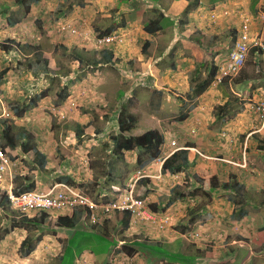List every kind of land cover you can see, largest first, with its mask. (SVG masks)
<instances>
[{
  "label": "rangeland",
  "instance_id": "obj_1",
  "mask_svg": "<svg viewBox=\"0 0 264 264\" xmlns=\"http://www.w3.org/2000/svg\"><path fill=\"white\" fill-rule=\"evenodd\" d=\"M4 14L7 16V12ZM3 18L4 16H0V24ZM25 19L24 23L28 22L30 28L36 30L33 32L35 37L39 35L44 37V28L37 30L34 24L30 25L32 18L25 16ZM56 20L51 18L48 22L53 25ZM45 24L47 25V22ZM66 24L61 22V25ZM0 28H2L1 25ZM76 36L79 37L78 30ZM24 40L26 45L24 46L23 43L19 46L18 52L14 47L15 44L7 38V34L0 30V71L11 67L10 71L0 79V143H3L1 131L5 125L4 120L6 123L11 121L13 132L23 131L28 134L31 137V144L46 156V162L44 168L39 169L33 152L23 154L18 147L14 157H11L13 176L31 175L35 179V184L42 181V184H38L39 189L43 186L51 188L59 178L66 177L72 185L81 188L83 191L81 194L84 196L95 202H105L112 199L114 195L111 186L122 191L127 185L134 183L140 173L139 177L145 176L151 180L148 186L150 193L145 198L146 204L157 205V214L163 220H167L166 227L162 230L156 226H148L146 231L144 230L146 234H143L137 225L122 230L119 224L122 215L115 213L104 221L99 231L105 226L106 229L103 230H107L109 235H114L118 242L147 237L149 243L160 244V248L164 251L196 255L194 264H264V162L263 158L262 160L249 158L250 152L255 153V150H260L258 148L263 144L264 131L257 136L253 134L245 143L246 135L243 133L245 128L239 129L237 124L232 125L225 118L217 121L214 116L215 110L213 114H210V111L201 110L196 118L190 120L187 117L182 122L177 121L176 118L179 115L188 112V91L182 89L176 95L171 93L159 95L152 94L149 88H145L148 91L142 92L135 75L127 72L130 69L125 61L128 58L125 57L127 54H124L123 50L120 52V48L126 44L117 49L113 47L112 50L119 57L112 62L110 61L112 55L111 57L99 56L104 49L97 42L96 32L84 36V41L79 43L81 47L78 46L75 38L73 41L65 38L56 39L55 49L49 42L38 44L43 49V53H50L53 49L54 55L47 59L49 72H40L37 75L17 65L20 62L17 61L20 60L17 59L20 55H29L32 51L29 43L36 45L34 39L24 37ZM1 45L10 46L11 49L2 50ZM74 51L78 52L83 63L80 64L74 60ZM252 57L253 54L249 51L244 66L234 77L235 79L239 75L240 78L263 75V63L257 68L252 62ZM256 69L261 72L257 73ZM63 87L67 89L68 97L55 106L58 101L54 94ZM46 88L50 89L48 97L40 100L38 105L25 113L22 118L13 117L8 108L10 103L25 104L32 95ZM120 88L128 92L117 99L115 94ZM260 92L263 91L259 90L258 93ZM251 99L249 111L252 116L248 117L251 119L254 116V122L260 123L264 117L253 113V106L256 101L264 100V96ZM217 105L216 103L214 106L217 107ZM98 106L109 108L112 116L99 118L89 114ZM122 108L137 116V127L143 129L155 127L164 136L160 158L143 169L136 164L138 150L125 152L122 159L114 157L111 138L117 134V115ZM144 110L151 111L157 119L144 118ZM197 114V111L191 112V116ZM90 125H93L94 130L89 128ZM259 127L256 124L247 133ZM77 131L84 133L80 139L75 135ZM17 143L20 142L17 141ZM188 146L192 147L188 148ZM244 147L248 154L244 159L243 155L239 159L238 154L242 153ZM179 149L189 150L187 151L190 154L189 158L195 154L196 162L190 163L189 167L181 173L162 175L159 165L166 156H170ZM6 152L10 157L12 151L9 152L6 148ZM200 154L210 155L212 158L221 156L223 162H225L224 158L230 157L238 169L240 164L246 162V169H249H243L244 172H236V174H239L237 180L245 186L243 195L249 199L250 203L255 204V207H248L251 216L247 221L235 222L230 217H224L225 207L228 205L221 201L227 202L223 192L214 195L212 192L210 197L199 192L192 200L188 197L180 199L177 196L181 192L192 190L198 175L193 176L191 171L195 169L200 173L198 165L196 166ZM260 154H262L261 151ZM234 156L237 157L234 159ZM228 211L230 212V208L227 207ZM51 214L54 217L59 216L58 212ZM204 214H210L211 219L204 222L202 219ZM19 216L20 214L11 210L10 207L7 210L0 208V232ZM190 218L194 219L191 230L184 235L177 233L174 228L178 229L187 225ZM59 230L57 233L62 232L61 229ZM25 236V231L16 229L0 241V264H52L54 262L60 247L57 244V238L45 235L43 243H39L34 252L27 257H21L19 246ZM82 236L84 240L75 250L77 257L81 248L90 247L95 253L100 250L106 251L105 247L103 248L104 243L96 239L97 234L82 233ZM116 250L117 248H112L110 252L109 250L105 252L104 259H95L90 256L89 259L86 258L84 264H107V259L110 264H168L163 258L152 262L150 257L145 259L139 253L133 257H127ZM65 261H67L66 264H73L68 258ZM79 264L82 262L80 261Z\"/></svg>",
  "mask_w": 264,
  "mask_h": 264
},
{
  "label": "crops",
  "instance_id": "obj_2",
  "mask_svg": "<svg viewBox=\"0 0 264 264\" xmlns=\"http://www.w3.org/2000/svg\"><path fill=\"white\" fill-rule=\"evenodd\" d=\"M5 12H7V16L4 14ZM0 16H4L3 22L0 24L2 26L0 30H3L4 34H7V38L15 44L14 47L18 52L19 46L23 43L24 46L26 45L24 37L36 41V45L29 43L32 47L30 54L20 55L17 58L20 60L17 61H21L22 57H32L36 48L42 52L43 58L48 59V57H53L54 53L52 51L57 45L56 39L65 38L66 40L71 39L73 41L75 38L76 42L78 41V46L81 47L82 45L79 43L84 41V36L86 35L95 34V32L99 33V31L103 33L123 32L126 35V45L120 48V52L123 50L124 54H127L125 57L127 56L128 58L125 61H127L128 67L132 65L131 60L133 58H136L140 62V69L138 71L132 72L129 69L127 72L135 75L138 85L141 87L139 89L142 92L148 91L145 88H149L152 94L159 95L162 93L176 95L182 89L188 91V119L190 120L194 117L196 118L201 110L210 111V114H213L212 112L214 111V107H216L214 106L216 103L218 104L217 106L228 103L229 109H232V113L234 114L229 121L232 125L237 124L239 129L241 127L245 128L243 130V133L246 135L245 143L249 141L253 134L257 136L264 131V121L256 123L253 120L255 119L254 116L251 119L248 117L252 116L251 111H249L251 98L264 96V70H262L263 75L260 76H244L240 78L239 75L236 79L232 78L220 84L214 82L200 96L193 97L192 90L190 89L192 84L190 76L192 78H203L208 74L212 66H217L218 69L222 66L244 24L247 25L250 36L257 39V42H260L262 45V47L250 49L251 54H253L252 62L255 63L257 68L261 63L264 65V0H0ZM25 16L26 18H32L30 25L34 24L37 30L41 27L44 28V37L42 35L38 37L34 36L33 32L36 30H33L32 27L30 28L28 22L24 23L26 21ZM51 18L57 19L53 25L48 22V19ZM46 22L47 25L45 24ZM61 22H66L67 24L61 25ZM153 22L155 24L151 26ZM27 24L28 27L26 26ZM72 29L76 30V32L78 30L79 37L71 31ZM155 29H157L155 33H149L150 30ZM22 31H26L27 33L23 34ZM20 35L23 38H20ZM42 42L53 44L54 48L50 53H43V49L38 45ZM148 42H150V45L147 46L146 55L143 52L146 47L145 44ZM101 47L104 50H101L99 56L109 57L113 55L110 61L114 62L117 60L119 56L115 54V51L112 50L111 52L107 50L111 49L112 46L102 45ZM170 59L171 61L169 62ZM195 70L198 71L196 72ZM193 71L195 73L190 75ZM255 71L257 73L258 71L261 72L258 69ZM259 90L263 92L258 93ZM127 92L123 88H120L115 94L116 98L119 99L120 95L122 96ZM235 104L238 106H233ZM195 111L198 114L191 116V112ZM143 117L151 120L157 119L155 114L147 110L143 111ZM256 124L260 127L247 133ZM89 128L94 130L93 125H90ZM22 134H25V132L18 131L16 133L18 142L25 141V137L23 138ZM261 145L264 147L263 144ZM18 147L20 148L17 145L14 150L8 148L9 152L10 150L12 151L10 159L14 157V153H16ZM35 150H37L36 147ZM260 151L262 154H260ZM40 153L43 154L42 152ZM250 153V159L259 158L262 160L263 158L264 162V150H255V153L253 151ZM247 154L248 152L244 147L242 153L238 154V158L240 159V156L242 157L243 155L242 158L244 159ZM195 156L194 154V156L189 158L190 154L188 155L190 163L196 162L194 160ZM236 157L234 156V159ZM34 159L37 165H39L40 157L34 155ZM224 159L225 162H223L221 156L212 158L210 155L200 154L196 163V166L198 165L200 169V173L194 169L191 171V174L193 176L198 175L197 177L202 183L204 180L216 177V187L207 189L201 193L206 197H210L212 192V195L223 192L226 195L225 199L227 202L221 201L228 205L225 207L226 214H224V217H230L233 220L232 212L234 207L230 202L233 198L234 200L241 201L247 210L249 206L255 207V204L250 203L249 199L243 195L245 186L240 184L241 181L237 180L239 174L237 175L236 172L242 173L244 172L243 169H249H246V162L240 164L238 169L234 166L235 163L231 161L230 157ZM228 162L229 164H227ZM161 164L159 165V171ZM59 179L69 180L66 177ZM197 181L198 179L195 180L192 190L197 188ZM231 182L242 186L243 190L240 192V195L234 194L229 196L230 192L226 189L227 186L225 184H231ZM38 184H42V181L40 180V182L35 184V190L39 189ZM64 187L70 188L73 192H83L79 186L72 185L70 180L69 182L58 181L51 188L43 186L39 191L49 193L50 191L59 190ZM111 188L113 191L118 189L115 186H111ZM215 204H218V202H215ZM227 207L230 208V212H227ZM72 212H59V215L71 216ZM249 216H251V213L248 210L247 215L243 219L234 221L243 223L248 220ZM106 219L93 225L86 220L83 213H80L78 214L77 224L74 229H61L62 232H58L55 236L48 234L51 237L57 238V244L60 245L59 252L55 255V260L52 264H60V256L63 253V249L68 247V244L72 242L75 236L82 233H94L98 235L95 236L98 239L103 233L109 235L107 230H103L106 229L105 226L99 231V227L103 225ZM119 224L123 230V221L120 220ZM134 225H137L143 234L147 233L144 230L146 231V227L150 226L131 220L128 228ZM110 238L115 239L112 234H110ZM143 239L148 240L147 237ZM133 240L118 242L115 239L117 242L116 247L110 246L107 251L109 250L110 252L112 248H118L122 243L127 242L129 244ZM79 245L76 248H79ZM76 248L73 249V252H75ZM91 251L90 247L81 248L78 253L79 256L75 257L73 264H79L80 261L84 264L86 263V258L89 259L90 256L95 259H104L106 257V253L103 251H97L96 253L93 251L92 253ZM142 257L146 259V256ZM152 257L150 258L152 262L159 258L158 256Z\"/></svg>",
  "mask_w": 264,
  "mask_h": 264
},
{
  "label": "trees",
  "instance_id": "obj_3",
  "mask_svg": "<svg viewBox=\"0 0 264 264\" xmlns=\"http://www.w3.org/2000/svg\"><path fill=\"white\" fill-rule=\"evenodd\" d=\"M28 11V8H27ZM155 22L151 24L154 25ZM157 29L150 30L149 33H155ZM110 32H101L97 33V38H102L107 35H109ZM9 42V40H8ZM146 47L144 48V54L147 55L146 51L148 49L147 46L150 45V42L145 44ZM144 45V46H145ZM1 49L5 51H9L11 49L10 46H3L1 45ZM75 59L80 64L83 63L82 58L80 55H78V52H75ZM111 56V55H110ZM109 56V57H110ZM95 63V62H94ZM130 70L132 72H136L140 69V62L137 61L136 58H133L131 60ZM19 68H23L27 72H32L33 74L37 75V73L40 72H49V69L47 68L48 60L46 58H43V54L41 51H39L36 48V51L34 52L32 57H24L20 62L17 63ZM11 67H6L5 69L0 71V79H2L9 71ZM196 72L198 70H195ZM193 71L190 75H193L195 73ZM218 73V67L212 66L209 69L208 74L203 77H195L192 78L190 76V81L192 82L190 89L192 90V96H200L203 93H205L209 87L215 82V78ZM50 89L46 88L42 92L32 95L29 100L25 104H20L19 102H12L8 105L9 110L12 112V115L14 118H22L25 113H27L30 109L35 108L38 105V102L46 97L49 96ZM54 97H56V104L55 106H58L62 102H64L67 97V89L65 87L61 88L54 94ZM214 116L217 121H220L222 119L229 120L231 116L234 114L230 112L229 104L225 103L221 106L215 107ZM87 113H85L86 115ZM94 117L99 118H108L111 116V110L107 107H95L91 113ZM188 117V112L182 113L179 115L176 119L179 122L184 121ZM5 125L2 128L1 131V139L3 143L1 145L2 149L5 150V148H9L11 150L16 149L17 145L20 146V149L23 154H26L30 151L34 152L35 156H39V165L38 168L42 169L44 168L46 158L43 154L35 150V147L31 144L30 139L31 137L28 134H22L23 138L25 137L24 142L17 143L18 138L16 137V133L13 132V124L11 121H8L6 123V120H4ZM137 118L134 114L126 111L125 109H121L118 112L117 115V134L112 136L111 141L113 143V154L114 157H117V159H122L125 152H133L134 150H138V155L136 158V164L140 169L145 168L148 166L151 162L157 160L160 158L162 153V147L164 145V136L160 133V131L155 128H149V129H143L142 127H137ZM76 137L78 139L81 138L83 133L81 131H77L75 133ZM20 138V136H19ZM264 145V142H263ZM192 147V146H188ZM260 150H264L263 146H259ZM188 150L186 149H179L175 152H173L170 156L166 157L161 164V173L162 175H175L178 173L183 172L187 167H189L190 162L188 159ZM142 156H145V158ZM198 179L197 188L193 189L188 192H181L177 196L180 199L183 198H190L194 199L197 197V193L206 191L207 189L215 188L217 185V179L216 177L210 178L208 180H204L203 183ZM59 182L66 181L69 182V180L66 179H59ZM151 180L148 177H141L136 181L135 184V195L140 198H146L148 194L150 193V189L148 188ZM12 183H13V191L16 194L26 192V191H33L35 190V179L33 176L28 175H15L12 174ZM227 186L226 189L229 190L230 195H240V192L243 190L242 186H239L237 183L231 184H225ZM175 193V192H174ZM119 192L115 193L112 197V199L119 196ZM233 205L234 209L232 212V218L235 221H240L247 215V208L245 205L241 203V201L233 200L230 201ZM168 204H170L168 202ZM200 207V206H198ZM0 208L7 210L9 208L7 200H6V194L3 190L0 189ZM149 208L153 212H158L157 205L152 203L149 204ZM82 213V211L75 210L71 216L67 215H59L57 217L52 216L51 212H40L35 214L32 217H26V216H19L18 219H14L11 221V224L4 228L0 232V241L3 240V238L16 229H21L26 232V237L22 240L19 251L21 257H27L32 252H34L36 246L40 241L42 240L43 236L46 234H50L52 236H55L57 234V230L59 229H74L77 224V217L78 214ZM122 215V214H120ZM198 215V214H196ZM122 221H123V230L128 228L129 222L131 221L129 214L122 215ZM194 219L196 217L194 216ZM194 219L190 218L188 221V224L185 226H182L181 228L175 227V231L177 233H180L182 235L186 234V232H189L191 230V225L194 224ZM202 219H204V222L211 219L210 214H204L202 216ZM83 236L77 235L75 238L72 239V242L68 244V247H65L63 249V253L60 256V264L67 263L65 259L67 258L70 260V262H74V259L76 257V253L73 252V249L76 248L77 245L81 244L83 241ZM98 240H101V242L104 243L103 248L105 247V252H107V249L110 246L116 247L117 242L115 239H111L110 235L107 233H103ZM127 243V242H126ZM122 243L120 246H118L116 252L123 254L127 257H133L138 252L141 253L143 256L146 257H152V256H158L159 258H163L166 260L168 264H194V262L197 259V256L194 254H182V253H176V252H169L164 251V249L160 248V244H151L148 240L141 239V238H135L133 241H131L129 244ZM93 251V250H92ZM91 251V252H92ZM103 251V250H100ZM95 253V251H93ZM92 252V253H93ZM107 264H110V261L107 259Z\"/></svg>",
  "mask_w": 264,
  "mask_h": 264
},
{
  "label": "built area",
  "instance_id": "obj_4",
  "mask_svg": "<svg viewBox=\"0 0 264 264\" xmlns=\"http://www.w3.org/2000/svg\"><path fill=\"white\" fill-rule=\"evenodd\" d=\"M76 33V30H71ZM126 35L123 32H112L109 35L97 40L104 46L121 47L125 44ZM252 47H262L257 39L249 34L248 27L244 24L241 27L238 38L228 52L226 61L218 69L215 82L220 84L237 76L244 66L247 55ZM257 115L264 117V100L255 102L253 106ZM264 121V119L262 120ZM174 144V143H173ZM12 163L6 152L0 145V185L5 191L6 200L11 210L20 216L32 217L40 212H72L81 210L90 224H97L110 217L112 214H129L130 219L156 226L158 229L166 227L167 220L162 219L157 212H153L146 204L145 198L135 195V184L127 185L118 197L105 202H95L81 194L73 192L68 187L59 190L42 193L41 191H26L19 194L14 193L12 185ZM140 176V173L138 174ZM138 176V178H140ZM4 185V186H2ZM116 191H119L117 189Z\"/></svg>",
  "mask_w": 264,
  "mask_h": 264
},
{
  "label": "clouds",
  "instance_id": "obj_5",
  "mask_svg": "<svg viewBox=\"0 0 264 264\" xmlns=\"http://www.w3.org/2000/svg\"><path fill=\"white\" fill-rule=\"evenodd\" d=\"M110 33H112V32H110ZM110 33H109V34H110ZM102 38H103V37H102ZM98 39H100V38H98ZM252 48H254V47H252ZM252 48H251V49H252ZM112 49H114V48L112 47V48L109 49V50L112 52ZM112 56H113V55H112ZM110 57H111V56H110ZM23 58H24V57H23ZM23 58H22V59H23ZM240 71H241V70H240ZM215 83H216V82H215ZM3 150H4V149H3ZM4 151L6 152V148H5ZM6 154H7V152H6ZM7 156H8V155H7ZM8 158L10 159L9 156H8ZM10 161H11V163H12V166H11V172H12L13 162H12L11 159H10ZM142 177H143V176H142ZM140 178H141V177H140ZM11 179H12V177H11ZM138 179H139V178H138ZM138 179H137V180H138ZM12 185H13V183H12ZM3 186H4V185H3ZM0 189H1V185H0ZM1 190H2V189H1ZM3 191H4V190H3ZM33 191H39V190H33ZM4 192H5V191H4ZM39 192H40V191H39ZM118 192L121 193L120 190H119V191H113L114 194H115V193H118ZM110 200H111V199H110ZM108 201H109V200H108ZM74 211H75V210H74ZM74 211H73V212H74ZM77 211H81V210H77ZM73 212H72V213H73ZM72 213H71V214H72Z\"/></svg>",
  "mask_w": 264,
  "mask_h": 264
}]
</instances>
